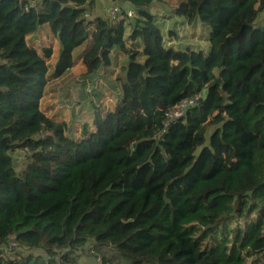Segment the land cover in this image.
I'll use <instances>...</instances> for the list:
<instances>
[{
	"label": "trees",
	"instance_id": "16d2710c",
	"mask_svg": "<svg viewBox=\"0 0 264 264\" xmlns=\"http://www.w3.org/2000/svg\"><path fill=\"white\" fill-rule=\"evenodd\" d=\"M112 1L133 16H102L95 0L27 11L0 0V264H85L83 253L99 264H264V0H178L176 15L207 28L206 50L166 46L155 0ZM43 24L60 47L50 74L52 46L26 41ZM88 38L86 73L112 51L127 60L120 99L74 137L40 100ZM204 86L156 137L164 111Z\"/></svg>",
	"mask_w": 264,
	"mask_h": 264
},
{
	"label": "rangeland",
	"instance_id": "374dc122",
	"mask_svg": "<svg viewBox=\"0 0 264 264\" xmlns=\"http://www.w3.org/2000/svg\"><path fill=\"white\" fill-rule=\"evenodd\" d=\"M111 1L95 0L97 12L107 16ZM177 2L178 0H155L150 9L156 15V22L161 29L165 45L177 49L191 47L206 50L208 48L207 28L198 22L191 25L185 23L182 17L174 13L173 8ZM118 6L121 11H127L130 16H133V11L127 3L118 2ZM263 22L264 12H261L258 24ZM47 27V24L40 25L34 33L26 37V41L38 50L43 46H52L53 54L48 60L50 74L52 63L60 47ZM90 45L91 39L88 38L74 49V65L69 70L59 77H48L40 100V108L48 117L67 123L66 133L69 136L80 137L84 126L92 130L95 110L99 109L105 113L113 108L122 94L117 76L122 73L121 68L126 63V56L112 51L110 65L103 66L93 73H86L81 58ZM19 248L20 246L14 249L7 248V252L12 255ZM35 252H41V250L36 249ZM79 260L85 264H99L97 258L87 257L84 253L80 254Z\"/></svg>",
	"mask_w": 264,
	"mask_h": 264
},
{
	"label": "built area",
	"instance_id": "2783aa9c",
	"mask_svg": "<svg viewBox=\"0 0 264 264\" xmlns=\"http://www.w3.org/2000/svg\"><path fill=\"white\" fill-rule=\"evenodd\" d=\"M111 1V0H110ZM36 0H23V8L27 11L31 6L34 5ZM121 13V8L118 6V2L111 1L110 7L108 9V15L110 18H116L117 15ZM128 13V12H127ZM129 15V14H128ZM1 62V59H0ZM206 86L200 89L195 94L182 98L177 101L171 107L164 111L162 119V128L156 133V137H161V135L166 131L168 125L178 119L184 118L186 112L189 108L199 104L205 97ZM16 242L13 239H9L7 248L10 249L14 247Z\"/></svg>",
	"mask_w": 264,
	"mask_h": 264
},
{
	"label": "crops",
	"instance_id": "0c3cea01",
	"mask_svg": "<svg viewBox=\"0 0 264 264\" xmlns=\"http://www.w3.org/2000/svg\"><path fill=\"white\" fill-rule=\"evenodd\" d=\"M47 28H48V27H47ZM54 40H55V38H54ZM56 57H57V56H56ZM55 59H56V58H55ZM55 59H54V61H55ZM54 61H53V62H54ZM52 64H53V63H52Z\"/></svg>",
	"mask_w": 264,
	"mask_h": 264
}]
</instances>
